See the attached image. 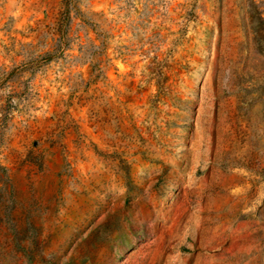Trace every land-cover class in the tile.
<instances>
[{
  "label": "rangeland",
  "instance_id": "rangeland-1",
  "mask_svg": "<svg viewBox=\"0 0 264 264\" xmlns=\"http://www.w3.org/2000/svg\"><path fill=\"white\" fill-rule=\"evenodd\" d=\"M0 264H264V0H0Z\"/></svg>",
  "mask_w": 264,
  "mask_h": 264
}]
</instances>
